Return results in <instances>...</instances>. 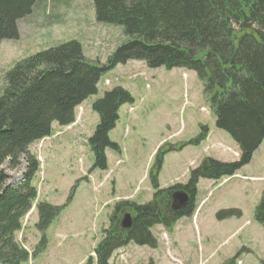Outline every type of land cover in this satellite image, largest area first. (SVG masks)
<instances>
[{
    "label": "rangeland",
    "instance_id": "374dc122",
    "mask_svg": "<svg viewBox=\"0 0 264 264\" xmlns=\"http://www.w3.org/2000/svg\"><path fill=\"white\" fill-rule=\"evenodd\" d=\"M17 30L18 39L0 42V95L6 86L5 74L35 53L75 41L88 62L102 65L126 40L122 27L95 21L92 0H37L30 15L17 21ZM116 87L134 99L119 110V120L108 135L123 152L106 149L107 170L91 171L93 154L87 141L98 123L91 104ZM97 88L96 95L75 109L72 125L53 124L49 138L28 148L39 164L32 181L37 196L15 234L16 242L29 253L38 244V203L65 208L45 230L43 250L22 264H87L90 256L96 264L94 249L105 237L115 204L130 197L136 204L151 200L148 173L161 147L174 150L163 158L157 179L160 189L185 184L204 158L236 160L233 153L238 148L215 127L194 72L148 69L142 62L131 61L103 75ZM202 126L209 130L207 139L185 146ZM116 162L120 163L116 166ZM0 169L8 176L7 184L15 185L24 173V159L20 157L17 168L5 161ZM73 186L72 200L66 203ZM263 191L264 142L250 164L234 176L200 179L193 217L180 219L170 232L159 225L151 229L158 241L156 249L130 244L114 252L108 264H264V227L254 220ZM228 210L239 211L240 217L216 220V213Z\"/></svg>",
    "mask_w": 264,
    "mask_h": 264
},
{
    "label": "trees",
    "instance_id": "16d2710c",
    "mask_svg": "<svg viewBox=\"0 0 264 264\" xmlns=\"http://www.w3.org/2000/svg\"><path fill=\"white\" fill-rule=\"evenodd\" d=\"M36 1L0 0V42L18 39L17 21L30 15ZM92 5L97 23L120 26L126 37L104 64L88 62L80 44L68 41L15 63L5 74L6 86L0 95V166L8 161L11 168H17L23 157L25 169L15 185L7 184L8 176L0 169V264H22L35 258L46 245L45 230L65 208L38 203V244L29 253L16 242L15 234L37 196L32 181L39 164L29 146L49 138L54 123L72 125L75 109L98 93L100 78L118 65L132 61L148 69L194 72L215 127L229 135L240 155L234 162L204 158L185 184L160 189L157 179L163 158L174 148H159L158 160L148 173L151 200L115 204L105 237L94 249L96 264H108L115 251L129 244L156 249L151 229L159 225L170 232L180 219L194 215L198 181L234 176L250 164L264 141V0H92ZM133 103L127 90L116 87L91 104L98 115L87 141L93 154L91 171L107 170L106 149L121 152L108 135L119 120V110ZM208 133L202 126L200 134L184 145H200ZM178 192L188 200L173 209L172 198ZM126 213L132 219L129 230L120 226ZM239 214L220 211L215 218L222 221ZM254 220L264 227V191ZM87 264H92L91 256Z\"/></svg>",
    "mask_w": 264,
    "mask_h": 264
},
{
    "label": "water",
    "instance_id": "95a60500",
    "mask_svg": "<svg viewBox=\"0 0 264 264\" xmlns=\"http://www.w3.org/2000/svg\"><path fill=\"white\" fill-rule=\"evenodd\" d=\"M187 200H188L187 195L182 192H178L174 194L172 198V208L173 209L179 208L180 206L185 204ZM131 225H132V219H131L130 214L128 213L124 214L120 222L121 228L123 230H129L131 228Z\"/></svg>",
    "mask_w": 264,
    "mask_h": 264
},
{
    "label": "crops",
    "instance_id": "0c3cea01",
    "mask_svg": "<svg viewBox=\"0 0 264 264\" xmlns=\"http://www.w3.org/2000/svg\"><path fill=\"white\" fill-rule=\"evenodd\" d=\"M263 142H264V141H263ZM257 151H258V149H257ZM257 151H256V152H257ZM121 152H123L122 149H121ZM256 152H255V153H256ZM255 153H254V154H255ZM253 156H254V155H253ZM252 158H253V157H252ZM107 160H108V158H107ZM144 202H146V201H144ZM144 202H143V203H144ZM128 247H130V245H129Z\"/></svg>",
    "mask_w": 264,
    "mask_h": 264
}]
</instances>
